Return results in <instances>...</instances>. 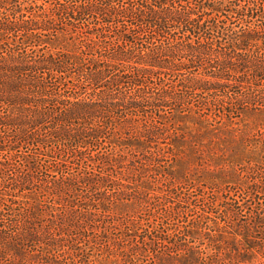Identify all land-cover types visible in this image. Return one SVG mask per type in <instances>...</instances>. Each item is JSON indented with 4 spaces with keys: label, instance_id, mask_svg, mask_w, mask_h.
<instances>
[{
    "label": "trees",
    "instance_id": "obj_1",
    "mask_svg": "<svg viewBox=\"0 0 264 264\" xmlns=\"http://www.w3.org/2000/svg\"><path fill=\"white\" fill-rule=\"evenodd\" d=\"M259 110L264 0H0V264H208L190 243L224 231L211 214L264 264V132L262 159L200 200L141 173L174 166L180 122Z\"/></svg>",
    "mask_w": 264,
    "mask_h": 264
},
{
    "label": "rangeland",
    "instance_id": "obj_2",
    "mask_svg": "<svg viewBox=\"0 0 264 264\" xmlns=\"http://www.w3.org/2000/svg\"><path fill=\"white\" fill-rule=\"evenodd\" d=\"M180 124L192 135H187V142L182 149L177 151L179 155L172 160L174 166H170L168 169H164V167L143 169L141 173L144 179L149 176L155 177L151 173H162L163 181H166V176L187 180L192 185L191 190H194L193 198L200 200L198 194L200 188L208 189L214 183L220 185L232 183L238 179L240 164L245 161L254 163L262 159V142H258L261 137L254 134L257 131L264 132V110L246 112L236 119L229 129H214L191 120H185ZM195 143L198 145V149L194 147ZM164 170L167 171L166 174H164ZM224 195V191L219 192L221 200L225 197ZM211 215L212 220L209 223L213 225L214 220L220 222L224 231L215 227H212L214 230L205 231L198 228L197 240L190 243L195 251L200 249L206 251L209 255L208 264L213 260L212 256L218 259L220 256L231 264H256L251 259H247V256L240 257L235 250L236 245L235 248H232L231 243L238 242L239 239V237L237 240L235 239V227L228 226L221 219L213 217L214 214ZM225 248L228 249V255L224 254ZM187 263L184 259H173L166 260L164 264ZM91 264H123V257L114 249L111 255H95Z\"/></svg>",
    "mask_w": 264,
    "mask_h": 264
}]
</instances>
